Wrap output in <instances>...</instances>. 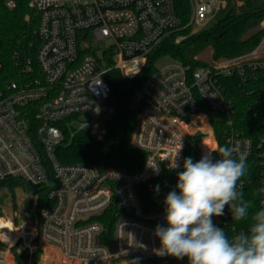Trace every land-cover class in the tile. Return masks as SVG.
I'll return each instance as SVG.
<instances>
[{
  "label": "built area",
  "instance_id": "obj_1",
  "mask_svg": "<svg viewBox=\"0 0 264 264\" xmlns=\"http://www.w3.org/2000/svg\"><path fill=\"white\" fill-rule=\"evenodd\" d=\"M4 4L13 8L16 0ZM224 5L225 0H189L183 21L174 0L30 2L38 18L39 75L11 79L0 92V180L43 185L48 169L52 171L55 184L47 192L51 205L43 207L37 219L45 264H188L187 257L156 255L160 242L154 230L157 224L166 226L164 201L147 208L151 203L141 194L152 189V180L164 171L181 169L187 157L196 162L209 150L219 159L221 146L208 110L224 116L223 147L237 160H251L258 186L264 187V132L256 139L244 134L236 102L239 94L251 116L264 119V36L250 51L212 58L195 68L173 59L134 89L137 116L131 143L144 152L138 168L65 164L55 156L67 131L68 142L80 130L103 138L104 119L113 113L106 71L115 67L125 77L134 76L164 39L180 43L204 28ZM260 23L264 28V19ZM100 44L104 47H95ZM137 60L141 67L128 73L127 67ZM30 62L23 73L32 72ZM175 156L179 168L170 167ZM155 190L156 196L162 194ZM113 201L121 213L107 243L103 223L95 217ZM224 211L212 219L225 230L230 211L227 206ZM248 228L233 226L231 231L235 235ZM1 241L7 242L3 237ZM3 247L0 264H18L11 247Z\"/></svg>",
  "mask_w": 264,
  "mask_h": 264
},
{
  "label": "trees",
  "instance_id": "obj_2",
  "mask_svg": "<svg viewBox=\"0 0 264 264\" xmlns=\"http://www.w3.org/2000/svg\"><path fill=\"white\" fill-rule=\"evenodd\" d=\"M31 0H16L13 8H8L4 0H0V92L5 91L6 84L11 79H18L19 76H37L39 69L35 63V54L40 45V40L36 34L38 18L35 9L29 5ZM175 11L183 21L187 19L189 11V0H174ZM264 19V0H225V5L219 10L216 17L204 28L188 35L180 43H175L171 38H166L161 45L147 56L146 63L141 71L132 77H125L123 73L115 67L106 71L105 79L110 85L109 102L113 107V113L104 119L106 128L102 139H96L86 130L78 131L68 142V131L66 138L56 146L55 156L61 163H82L96 167H119L125 170H134L139 167L144 152L135 148L131 143V136L136 121L137 110L133 107V92L142 82L155 70L156 60L168 55L172 59L178 60L183 64H189L195 68L205 62L196 59L195 56L210 47L212 58L232 57L250 51L255 48L264 36V28L253 29ZM27 60L33 70L25 74L22 68ZM113 60H109V63ZM142 61L133 62L127 67L128 73H134L139 69ZM238 115L243 118L239 124L244 134L256 139L259 134L264 132V119L252 117L245 108V100L238 94L236 98ZM211 122L219 142L223 147V136L221 122L223 115L209 111ZM220 117H222L220 119ZM33 127H31V131ZM33 135V134H32ZM191 152H188V156ZM248 174L244 178L245 184L243 192L246 199H253V193L259 188L256 177V170L251 160H246ZM181 169L166 170L157 179L152 180L153 188L144 191L141 195L145 203H155L164 201L167 193L174 189L177 183V173ZM55 184L53 173L48 169V179L43 185H36L25 182L19 178H5L0 180V189H6L13 197L15 191L20 188L26 194L37 196L36 212L39 216L41 209L51 205L47 197V192ZM158 189L162 194L156 196ZM256 209L258 210L259 197L255 198ZM19 203V224L17 228L11 223L0 222V227L9 226L8 233L5 235L12 241L16 237H24L27 234H34V205L31 196L20 195ZM121 210L113 201L111 205L95 219L101 221L104 226V242L109 243L113 235V227L117 216ZM2 215V214H0ZM29 220L33 223H28ZM252 223L250 219L236 222L232 220L231 213L225 221V230L231 237L233 231L231 227L237 229L245 228ZM4 233L0 232V237L4 238ZM41 250L36 249L31 257L33 264H38ZM11 253L18 264L29 258V249L24 248L18 251L16 246L11 247Z\"/></svg>",
  "mask_w": 264,
  "mask_h": 264
},
{
  "label": "clouds",
  "instance_id": "obj_3",
  "mask_svg": "<svg viewBox=\"0 0 264 264\" xmlns=\"http://www.w3.org/2000/svg\"><path fill=\"white\" fill-rule=\"evenodd\" d=\"M217 155L219 159H214L208 150L196 162L184 159L174 189L164 198L166 226L155 227L160 246L154 251L177 260L187 257L188 264H264V187L254 191L253 199H246V158H233L228 147H220ZM176 156L172 168L180 167ZM256 197H261L258 210ZM226 206L233 221H252L247 232L230 238L214 224L212 218L223 216Z\"/></svg>",
  "mask_w": 264,
  "mask_h": 264
},
{
  "label": "rangeland",
  "instance_id": "obj_4",
  "mask_svg": "<svg viewBox=\"0 0 264 264\" xmlns=\"http://www.w3.org/2000/svg\"><path fill=\"white\" fill-rule=\"evenodd\" d=\"M32 1V0H31ZM30 1V2H31ZM29 2V5H30ZM263 26L261 23L258 24V26H256L253 31H256L257 29H262ZM263 39V37H262ZM261 39V40H262ZM261 42V41H260ZM259 42V43H260ZM259 45V44H258ZM257 45V46H258ZM256 46V47H257ZM95 47H99V48H103L104 45L100 44V45H95ZM261 54L264 55V45L261 48ZM196 59H199L203 62H207L210 61L212 59V51L211 48L208 47L205 50H203L202 52H200L199 54H197L195 56ZM173 61V59L168 56V55H163L161 57H159L154 66L156 67H161L165 64L171 63ZM133 107L136 106L135 101L132 102ZM20 195H26V196H31L32 197V201H33V205H34V214H35V219H34V223L33 221L29 220V224L33 223L34 224V234H27L24 237H16L14 239V241L18 240L17 242L12 241L11 239L7 238V236H5L8 233V229L4 228L1 229L0 232L4 233V240L7 242H2V244H0V247H3V245L5 246V248H10L13 245L16 246V249L18 251H22L24 248H28L29 249V258L27 260H24L23 263L24 264H33V258L31 257V254L36 250V249H40V255H39V260H38V264H45L44 259L45 257L42 256V249L40 248V241H39V237L37 236V219H38V214L36 212V205L35 203L37 202V196H34L32 194H26L25 192H23L20 188H17L15 191V196L13 197L6 189H0V215L1 217H8L14 224V226L19 227V203H18V197ZM2 221V220H1ZM4 248V247H3ZM10 250V249H9ZM10 254L12 255L11 251H9ZM13 257V255H12ZM14 258V257H13Z\"/></svg>",
  "mask_w": 264,
  "mask_h": 264
},
{
  "label": "bare ground",
  "instance_id": "obj_5",
  "mask_svg": "<svg viewBox=\"0 0 264 264\" xmlns=\"http://www.w3.org/2000/svg\"><path fill=\"white\" fill-rule=\"evenodd\" d=\"M138 61V60H137ZM1 220H3L4 222L3 223H6V222H8V223H11L12 224V221L7 217H1L0 216V222H1ZM12 226L13 227H15L16 228V226H14L13 224H12ZM3 228H8L9 230L11 229L9 226H6V227H0V231H1V229H3ZM18 228V227H17Z\"/></svg>",
  "mask_w": 264,
  "mask_h": 264
}]
</instances>
